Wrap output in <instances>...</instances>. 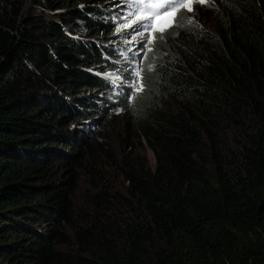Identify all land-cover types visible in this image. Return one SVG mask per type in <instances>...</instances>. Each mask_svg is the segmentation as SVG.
<instances>
[{"label": "trees", "instance_id": "obj_1", "mask_svg": "<svg viewBox=\"0 0 264 264\" xmlns=\"http://www.w3.org/2000/svg\"><path fill=\"white\" fill-rule=\"evenodd\" d=\"M106 1L0 0V264H264V0H228L180 58L149 52L120 157L72 130L108 89L89 15Z\"/></svg>", "mask_w": 264, "mask_h": 264}, {"label": "clouds", "instance_id": "obj_2", "mask_svg": "<svg viewBox=\"0 0 264 264\" xmlns=\"http://www.w3.org/2000/svg\"><path fill=\"white\" fill-rule=\"evenodd\" d=\"M221 5L224 6V3ZM136 7L138 6L131 4V0H107L103 4L95 5V11L89 14L108 26L110 30L106 38L92 40L93 44L98 45L100 65L107 69L105 72H93V74L102 78L108 89L94 95L88 94L86 102L94 105L92 112L81 114L77 118V123L73 125L74 133L82 132V134H78L79 139H85L88 142L92 140L106 141L108 138H105L104 134H108V131L113 128L112 125L124 127L126 117L133 116L132 114H137L139 111L136 105L145 91L146 73L150 71V66H152L151 69H155L151 64L153 59L148 57L149 52L153 50L149 51L148 49L155 48L163 40H166L165 44H167L170 37L168 35L173 29L174 32L186 33L199 30L193 23L185 27L174 24L167 28L163 34L158 30L155 33H150L149 30L142 27V23L148 22L136 21L135 15H132ZM84 8L85 5L81 6V9ZM185 11L182 9L177 14L176 22L178 24H186L188 17ZM153 34L156 39L151 44L146 43ZM161 36L166 37L161 39ZM167 49H169L168 45ZM137 72L140 73L144 84L141 92H136L133 87L134 83L138 85L140 82L136 76ZM113 131L114 129L109 136L114 135ZM95 136L96 138H94Z\"/></svg>", "mask_w": 264, "mask_h": 264}, {"label": "rangeland", "instance_id": "obj_3", "mask_svg": "<svg viewBox=\"0 0 264 264\" xmlns=\"http://www.w3.org/2000/svg\"><path fill=\"white\" fill-rule=\"evenodd\" d=\"M221 3H224V6H221ZM229 5L228 0H207V3H205L204 5H200V4H194L193 8L194 11L192 13H188L187 11H185V14L187 17H192L193 18V24L197 26V28L199 29V31L203 30L202 27H208L210 28V30L205 31V35L207 38L209 37H215V33L211 30L212 26V20H213V13H217L219 16H221L222 18V22H225L227 17L226 15H224L222 13L223 10H225ZM200 20V21H197ZM159 32V31H158ZM160 33V32H159ZM185 35L184 32L181 31H177L175 33V35L173 37H171L168 40V54L170 57L177 59L180 58V53L178 54V49H174L173 44L179 40L180 38H182V36ZM204 43H202L203 45ZM158 57V56H157ZM156 60H160L161 62H164L163 58H155ZM177 63L174 64V68L176 67ZM157 72L155 69H152V71L150 72L151 77H154V75H156ZM113 128H111L108 131V134L105 135V138L108 137L110 134H112V129H114L113 132H115V137L112 136L111 139L108 140V142H112V144L114 145L115 149L117 150L116 153L117 155L120 157L122 152H123V148L124 146H122L120 143H118V139H117V134L119 133V131H121L120 129L122 128V126H117L112 125ZM74 126L72 127L73 130ZM121 134V133H120ZM96 138V136L94 137ZM104 138V139H105ZM93 139V138H92ZM143 144V152L144 154L148 157L150 165L154 168L156 165V161L154 160V156L152 154L151 151H149L147 149V145L145 144V142H142ZM140 146V145H138ZM106 157V155H101L98 154V157L95 158V160L93 158L90 159V165H95L96 161L98 160H102ZM98 170L101 172V175H104L105 177H107V179L110 181V185L114 184L116 186V188L123 194H126L127 191V184L123 181V179H116V175L114 173L113 170H110L108 168H106L104 165H102V162H98ZM88 179L83 177L81 179L80 185H81V189L79 190L78 194H77V198L78 199H82L85 195V192H87L88 190H90V187L88 185ZM82 202V201H81ZM49 226L43 225L41 227H39L42 231H46L48 230Z\"/></svg>", "mask_w": 264, "mask_h": 264}, {"label": "snow or ice", "instance_id": "obj_4", "mask_svg": "<svg viewBox=\"0 0 264 264\" xmlns=\"http://www.w3.org/2000/svg\"><path fill=\"white\" fill-rule=\"evenodd\" d=\"M207 0H131V4L136 7L132 15H135L136 21L148 23H142V27L149 30L150 33H155L157 30L163 34L167 28L176 24L179 27H185L193 23V18L188 17L186 24H178L176 22L177 14L183 9L188 13L194 11L193 5H204ZM161 39L163 36L160 37ZM156 36L151 35L150 39L146 43L151 44ZM152 51L153 49H148ZM152 66H150L151 70ZM136 76L140 79L139 84L133 85L136 92L143 91L144 84L140 73L137 72Z\"/></svg>", "mask_w": 264, "mask_h": 264}]
</instances>
